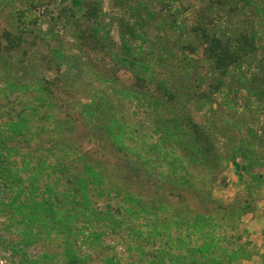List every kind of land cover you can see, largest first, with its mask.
Wrapping results in <instances>:
<instances>
[{"label": "rangeland", "instance_id": "374dc122", "mask_svg": "<svg viewBox=\"0 0 264 264\" xmlns=\"http://www.w3.org/2000/svg\"><path fill=\"white\" fill-rule=\"evenodd\" d=\"M214 39L238 54L225 69ZM0 132L63 191L98 171L71 237L88 264H264V0H0ZM9 214L0 264H67Z\"/></svg>", "mask_w": 264, "mask_h": 264}, {"label": "trees", "instance_id": "16d2710c", "mask_svg": "<svg viewBox=\"0 0 264 264\" xmlns=\"http://www.w3.org/2000/svg\"><path fill=\"white\" fill-rule=\"evenodd\" d=\"M71 3L78 10L85 8V0H71ZM214 42L216 47L211 48V53L218 68L225 69L233 61H237V52L227 45L224 47L222 40L216 39ZM133 51L129 47L127 53H124L123 61L134 65L141 64L142 61L136 58ZM246 83L247 89L253 93L254 90H250V81ZM23 86L31 89L28 84ZM4 89L15 90V84L9 83ZM254 93V96L260 97V91L256 90ZM8 130L13 136L27 139L31 133V125L26 116L20 115L18 119L8 123ZM2 137L0 132V143ZM5 148L0 145V209L9 208V215L17 222V231L22 242L31 244L44 236H61L67 264H88L71 237L77 221L83 218L89 220L98 213L93 208L88 192V179L101 178L98 171L91 165L85 166L84 171L75 177L71 188L63 191L57 184L43 182L45 168L41 161L21 167L12 160L11 154ZM3 187L9 190L10 196H2ZM197 228L203 232L205 230L199 225Z\"/></svg>", "mask_w": 264, "mask_h": 264}]
</instances>
